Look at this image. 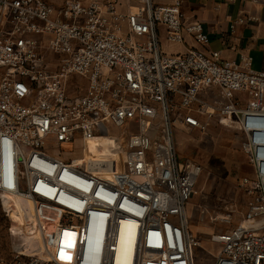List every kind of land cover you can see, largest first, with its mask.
Here are the masks:
<instances>
[{"label": "built area", "instance_id": "obj_1", "mask_svg": "<svg viewBox=\"0 0 264 264\" xmlns=\"http://www.w3.org/2000/svg\"><path fill=\"white\" fill-rule=\"evenodd\" d=\"M163 32L186 52L165 53ZM187 37L210 43L182 0H0V193L36 203L41 242L13 264H198L188 204L203 168L180 157L175 129L213 117L243 136L252 176L242 222L211 236L212 264H264V71ZM114 129L125 157L103 162L88 149ZM53 143H78L82 156L58 158Z\"/></svg>", "mask_w": 264, "mask_h": 264}, {"label": "rangeland", "instance_id": "obj_2", "mask_svg": "<svg viewBox=\"0 0 264 264\" xmlns=\"http://www.w3.org/2000/svg\"><path fill=\"white\" fill-rule=\"evenodd\" d=\"M188 38V37H187ZM173 51L178 44H169ZM168 51V50H167ZM168 55H177L169 54ZM263 55L257 54L255 69H262ZM112 136H103L97 147L89 150L103 162H119L126 137L114 129ZM177 150L181 158L199 163L202 174L196 184L195 194L188 204L190 231L201 247L195 250L198 264H212L218 247L211 236L230 231L243 220L251 199L242 186V179L252 176V169L242 150L243 136L236 129L217 118H209L205 130L175 129ZM79 144H48L46 150L63 160L82 156ZM22 190L27 192L26 182ZM35 202L20 196L0 193V264H13L16 252L41 254L40 231L35 218ZM40 245V246H39Z\"/></svg>", "mask_w": 264, "mask_h": 264}, {"label": "crops", "instance_id": "obj_3", "mask_svg": "<svg viewBox=\"0 0 264 264\" xmlns=\"http://www.w3.org/2000/svg\"><path fill=\"white\" fill-rule=\"evenodd\" d=\"M154 2L172 4V0ZM182 10L189 20L201 22L210 38L208 46L200 47L188 37L190 46L207 52L219 51L225 60H239L241 55H249L255 64L257 54L264 57V8L261 5L251 0H182ZM162 47L169 54L186 52L182 45L172 51L164 32ZM262 67L256 70L264 71V58Z\"/></svg>", "mask_w": 264, "mask_h": 264}, {"label": "bare ground", "instance_id": "obj_4", "mask_svg": "<svg viewBox=\"0 0 264 264\" xmlns=\"http://www.w3.org/2000/svg\"><path fill=\"white\" fill-rule=\"evenodd\" d=\"M101 138L102 137H100V138H98V139H96V140H94V142L93 143H91V145L89 146V149L88 150H90L91 148H92V150L95 152V149L94 148H96L97 147V149L99 150L100 149V147H99V143H100V140H101ZM126 149V147H125V143H124V146H123V154L120 156L121 158H119L120 159V161L119 162H122L123 160H124V157H125V150ZM20 152H18V154H19ZM43 165L46 167V168H48V169H50L49 171H47V170H42V169H39L40 171H42V172H44V173H46V174H48V175H52V174H54L53 173V170H54V166H52L50 163H43ZM36 167V166H35ZM20 168H21V165L20 164H18V171H20ZM19 180V179H18ZM76 180H78V179H73V181L71 180V183H73L77 188L79 187V184H77V181ZM37 184V182L36 181H34V185H36ZM18 188H19V190L20 189H22V184H21V179H20V181H19V185H18ZM55 189H53V188H50L49 186H47V185H45V184H43L42 182H40L39 184H38V187H37V192H39V193H41V194H43V195H45V196H47V197H50V198H53V197H55V198H58V203H64L63 202V198H64V194H55ZM5 194H11V195H15V196H20V197H22V198H24V199H27V200H31V198L29 197V195L28 194H23L22 192H18V191H16V192H7V193H5ZM56 195V196H55ZM22 253H24L23 251H22ZM25 254H27V253H25Z\"/></svg>", "mask_w": 264, "mask_h": 264}]
</instances>
